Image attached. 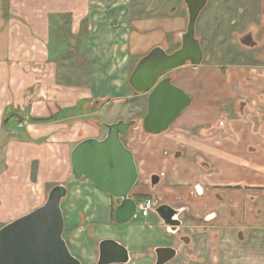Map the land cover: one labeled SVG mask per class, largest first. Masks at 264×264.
Masks as SVG:
<instances>
[{"label":"crops","instance_id":"obj_1","mask_svg":"<svg viewBox=\"0 0 264 264\" xmlns=\"http://www.w3.org/2000/svg\"><path fill=\"white\" fill-rule=\"evenodd\" d=\"M216 1L207 0L205 20L210 30L214 20L218 18L219 22L208 39L221 52H227L225 45L231 41L249 61L200 64L186 71L178 69L177 75L166 73L174 85L189 95V106L167 131L146 134L137 126L128 131L122 142L133 153L138 170V182L132 193L159 195L165 202L187 209L190 217L185 226L189 241L184 250L182 245L178 247L188 264H210L214 255L218 264H264V0H220L218 8L213 7ZM131 3V0H0L1 223H7L6 217L19 212L23 193L27 191L34 196L43 184L67 174L70 156L59 162L65 165L62 173H51L50 168L52 148L68 146L66 142L51 144L63 137L57 131V123L31 125L26 129L22 125L19 133L14 129L18 127L15 117L22 111L37 117L53 113L58 92L45 71L53 63L49 55L56 51L53 38L56 42L55 37H59L63 47L85 46L92 55L106 52L113 69L118 70L122 64H115L114 53L120 54L128 41L126 24L133 28V19L128 14ZM171 10L176 12L174 8ZM177 14L168 19L172 22L168 25L170 30L177 31L186 21V17ZM225 27L234 29L230 41L227 32L221 33ZM145 42L141 39L139 48L147 53L151 44ZM80 51L84 52L83 48ZM95 63L93 71L95 66L101 69L98 65L101 63ZM121 68L125 73L126 69ZM67 109L65 106L54 111L61 114ZM88 138L98 139L94 133L84 139ZM63 139L67 140L65 135ZM35 159L39 165L32 182L23 168H29L26 162ZM154 174L159 181L152 189L148 181ZM82 180L74 182L86 186ZM86 187L101 202L99 205L93 199L88 201L89 205L93 203L94 224L99 231L110 228L112 233L98 240L95 248L84 236L82 242L74 243L73 256L96 264L98 243L114 238L129 251L127 264H154V258L142 256L141 251L162 245L160 234L153 229L148 230L149 234L136 231L137 227L131 224L128 234H119L109 216L113 199L92 184ZM67 196L68 191L65 199ZM63 218L66 230L68 224ZM236 233H240L238 238Z\"/></svg>","mask_w":264,"mask_h":264},{"label":"rangeland","instance_id":"obj_2","mask_svg":"<svg viewBox=\"0 0 264 264\" xmlns=\"http://www.w3.org/2000/svg\"><path fill=\"white\" fill-rule=\"evenodd\" d=\"M131 1L132 3L128 7V14H131L130 17L133 19L131 22L133 23V28L131 29V25L126 24L125 27H127L129 32L127 34L128 41L121 49L120 54L117 51L114 53L115 64H122L121 66L126 69V72L124 73L120 66L118 70L121 69L122 73L119 71L116 75H112L113 72L116 73L118 70L113 69L114 64H112L110 54H106V52H100L99 54L92 55L90 52L88 53L86 51L87 47L85 46L72 47L68 45V47H63V44L60 43L61 39L59 37H55L56 42H54L53 38V49L56 51H52L49 55L50 60H53V63L50 64L48 70H45L46 73L48 71V75L55 83L53 89L58 92L55 94V97L57 96L59 99L55 100L53 113L52 115L46 117H37L32 115L29 116L25 110L22 111L19 116L15 117L16 125H18L17 128H14L16 133L21 131H19V129H21L20 126L22 125V128L26 129L31 125H41L44 123L58 124L57 131L61 133V136L64 137L65 135L67 140L63 141L64 139L61 137L59 142H51V144L63 145L66 142V145L68 144V146H64V144L61 148L59 146L52 148L50 156L52 160L50 161L51 173L55 172L60 174L64 171L65 165L59 162H62L61 159L65 158V156H70L72 148L84 138L89 137L94 133L99 140L103 139L106 135V130L105 128L100 127L101 124L114 123L119 120L128 121L135 119L138 121L137 126L141 128V120L146 113L147 94H137L133 92L128 85V77L137 62L153 47L161 46L167 53H171L180 47V38L178 37V33L185 32L187 24V11L183 5V0ZM218 5H220V0H217L216 4L213 2V7L218 8ZM211 7L212 5L210 3V8ZM172 8H174V10L178 13V16H183L184 19L186 17V21L182 23L180 29L177 31L170 30V27L168 26L172 23L168 22V19L170 20L174 14L176 15V12L172 13ZM208 9L209 7H206L202 10L195 26V36L196 38H200L201 49H204L201 64H212L221 61L224 64H234L236 63V60L247 63L249 61V59H247L248 56L233 46L230 41L232 39L231 34H234L233 28L227 29V27H225V31L223 30L221 32L224 34L227 32L228 40L231 37L229 40L230 43L225 45L224 48V51L227 52H221L219 49H216L213 45V40L212 43L210 42L211 40H209L208 37L211 35V31L214 29V26H216L217 23L219 25V22L218 18L217 20H214L213 27L210 30V27L207 25L205 20L208 17ZM225 23L226 22H223V24ZM167 29L169 31H166ZM71 39L72 38L69 40ZM141 39H145L148 44H151V48H149L150 50L147 53L143 52L141 47L139 48ZM237 39V41H239L240 38L237 37ZM56 44H61V46ZM81 48H83L84 52L80 51ZM59 49H61V51H59ZM135 50L138 51L135 52ZM211 50L212 53H210ZM97 58L99 60H97ZM96 61L101 63L98 64L101 66V69L96 68L95 66V70L93 71L92 64ZM262 62L264 63V61ZM189 68L190 66L187 65L177 70L186 71ZM178 71L172 70L167 73L177 75ZM92 72L95 74H93V78H91ZM166 75L168 74H165L164 76ZM182 75H185V73L182 72ZM80 97H82L81 100ZM98 99L100 101L94 105V101ZM65 106L68 109L65 111L63 110L60 114L58 111L60 108ZM55 108H59V110H55V112ZM53 117L57 119H52ZM59 124L61 126H59ZM122 139L123 142H125L124 137ZM4 152H6L5 149ZM35 160V162L27 161L26 164L29 168H23L25 171L24 174H28L32 182L34 180L35 168L37 164L39 165V161L37 159ZM69 166L70 163L69 165H66L67 174L65 177H59V175H57V178H55L56 180L64 178L65 181H53L55 180L53 179V182L51 181L43 184L40 191H36L34 196L28 195L29 192L27 191L25 195L23 193L19 198V212L17 211V213L6 217L5 222L7 223L0 222V228L10 223L12 219L15 220L16 218L21 217L31 210L41 206L46 200L48 191L53 186L61 184L64 185L68 191L67 198L63 199L64 201L62 200L61 209L63 217L65 216L68 224L67 229H64L63 239L65 240L71 255H73L72 249L74 247V243L82 242V239L85 238L84 236H87V239H90L92 247L95 248L98 240L111 234L112 232L110 231L112 229L100 228L99 231L97 224H94V214L91 212L93 203L89 205L88 201L90 200L91 202L93 199L94 203L99 205L101 202L98 198L96 199L92 196L93 194L91 190H89V187H86L90 186L91 183L85 179L82 181L86 184V186L81 185L82 183L78 184L74 182L70 174ZM46 175H48V172ZM11 185H14V183H11ZM111 213L112 210L110 211L109 216ZM1 214L2 212H0V216ZM151 216L152 218H149L148 220L150 223L149 225L151 229L156 230L158 228L157 217L152 213L150 214V217ZM149 253L151 254V252ZM79 261L81 264H88L85 262L86 260Z\"/></svg>","mask_w":264,"mask_h":264},{"label":"water","instance_id":"obj_3","mask_svg":"<svg viewBox=\"0 0 264 264\" xmlns=\"http://www.w3.org/2000/svg\"><path fill=\"white\" fill-rule=\"evenodd\" d=\"M206 3L207 0H183L187 24L185 32L178 35L180 47L171 53L161 46L153 47L137 62L128 78L133 92L147 94L146 113L141 120L146 134L167 131L190 104L189 95L164 75L187 65L197 68L201 64L203 51L195 36V26ZM137 124L135 119L101 124L106 130L103 139H84L70 154L73 180L86 179L113 198L117 204L114 217L120 224L129 222L136 209L130 194L138 182V170L134 155L122 138ZM157 181V176L151 177L152 186ZM66 195L64 185H55L41 206L0 228V264H81L63 239L61 203ZM156 213L164 220L161 208ZM154 252L156 264H165L175 256L172 248H156ZM129 260L127 249L117 241L99 242L96 264H127Z\"/></svg>","mask_w":264,"mask_h":264},{"label":"flooded vegetation","instance_id":"obj_4","mask_svg":"<svg viewBox=\"0 0 264 264\" xmlns=\"http://www.w3.org/2000/svg\"><path fill=\"white\" fill-rule=\"evenodd\" d=\"M152 176H157V175L154 174ZM151 177H150L148 183H149L150 187L153 189L158 184L159 177L157 176L158 181L153 186L151 185ZM130 197L135 201L136 209H137V206L139 205V203H141L143 200H146V199H150L152 204H154V206L152 207L151 211L146 216L137 215L136 209H135V212H134L131 220L129 222H127L126 224H120L116 221V219L114 217L117 204H116V201L112 198L114 203H113V211L111 213V216H112L114 226H115L114 230H117L119 232V234H128L126 231L129 230L128 225L131 224L132 226L137 227L136 231H138V230L147 231V232H145V234H149L150 231H148V230H151V227L145 221L147 220V218L150 217V214L152 213L158 219V221H157L158 222L157 223L158 228L155 231H157L160 234L163 244L160 246L147 248V249L141 251V255L142 256H150V257L152 256V258H154V264H156V254H155L154 250L156 248H172L175 250V256L165 264H188V262L182 258V250H184L186 248L187 243L189 241L188 230L185 226V223L187 222L188 218L190 217V215L187 213V209L184 206L171 205L170 203L165 202L163 200V198L160 197L159 195H145V194H139V193L133 194L131 192ZM160 208H161V213L164 216V220L159 215H157V213H156V210H158ZM230 212L232 213V211H230ZM208 217L211 218V215L209 214ZM165 221H167L171 224L166 223ZM236 236L238 238L240 236V233H236ZM111 239L117 241L114 238H111ZM118 243H120V242H118ZM179 245L180 246L182 245V247H183L182 250L178 247ZM149 252H151V254ZM128 253H129V251H128ZM202 261L204 262V260H202ZM218 263L219 262L217 260V256L214 255L212 257L210 264H218Z\"/></svg>","mask_w":264,"mask_h":264},{"label":"built area","instance_id":"obj_5","mask_svg":"<svg viewBox=\"0 0 264 264\" xmlns=\"http://www.w3.org/2000/svg\"><path fill=\"white\" fill-rule=\"evenodd\" d=\"M153 206H154V204H152L150 199L143 200L137 206L136 214L141 215V216H146L151 211Z\"/></svg>","mask_w":264,"mask_h":264},{"label":"trees","instance_id":"obj_6","mask_svg":"<svg viewBox=\"0 0 264 264\" xmlns=\"http://www.w3.org/2000/svg\"><path fill=\"white\" fill-rule=\"evenodd\" d=\"M55 117H56V116H55ZM52 119H55V120H56L57 118H54V117H53Z\"/></svg>","mask_w":264,"mask_h":264}]
</instances>
